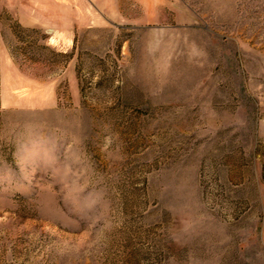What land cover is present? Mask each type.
I'll list each match as a JSON object with an SVG mask.
<instances>
[{"label": "rangeland", "instance_id": "374dc122", "mask_svg": "<svg viewBox=\"0 0 264 264\" xmlns=\"http://www.w3.org/2000/svg\"><path fill=\"white\" fill-rule=\"evenodd\" d=\"M0 264H264V0H0Z\"/></svg>", "mask_w": 264, "mask_h": 264}]
</instances>
